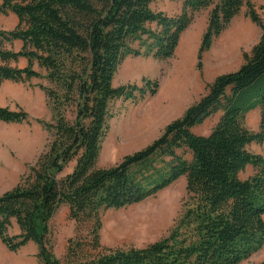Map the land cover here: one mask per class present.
I'll return each mask as SVG.
<instances>
[{
	"label": "trees",
	"instance_id": "trees-1",
	"mask_svg": "<svg viewBox=\"0 0 264 264\" xmlns=\"http://www.w3.org/2000/svg\"><path fill=\"white\" fill-rule=\"evenodd\" d=\"M156 0H3L0 15L18 18L14 30L0 29V84H39L52 122H41L52 141L10 191L0 195V239L18 252L37 246L39 264H241L264 245V155L248 150L264 144L246 116L264 110V24L254 0H178L182 12L153 10ZM212 9L199 59L232 20L246 9L262 29L259 42L236 72L218 76L181 118L166 126L146 148L109 168L98 167L101 145L117 100L137 103L157 94L159 83L114 87L129 57L169 60L194 14ZM20 40V51L6 45ZM138 46L135 48V44ZM27 59L19 68L11 62ZM200 62V61H199ZM35 64L45 74L35 69ZM201 63H198L201 69ZM221 112L208 135L193 129ZM0 122L30 123L25 111L0 107ZM187 149L191 160L179 154ZM72 165V168H70ZM248 166L255 174L243 180ZM185 177L183 209L168 235L144 248L106 247L102 214L140 203ZM61 206L77 224L90 223L88 236L67 241L60 259L52 245V222ZM14 222L17 234H11ZM259 264H264L262 261Z\"/></svg>",
	"mask_w": 264,
	"mask_h": 264
},
{
	"label": "rangeland",
	"instance_id": "rangeland-1",
	"mask_svg": "<svg viewBox=\"0 0 264 264\" xmlns=\"http://www.w3.org/2000/svg\"><path fill=\"white\" fill-rule=\"evenodd\" d=\"M254 5L264 24V0H254ZM152 8L168 16H176L182 12L183 3L178 0H156L152 3ZM211 10L205 9L194 14L193 21L182 34L172 59L157 60L153 57L129 56L120 65L114 77V87L127 84L143 86V79L146 78L157 81L159 88L155 96L137 103L120 99L111 104L113 117L109 120L110 129L101 145L98 167L115 166L125 156L149 146L162 135L167 125L181 118L191 105L206 94L208 85L218 76L236 72L243 65L244 54L251 53L262 35V29L247 16L246 9L232 20L215 39L212 47L203 53L201 60L199 59V50L208 27ZM137 46L136 43L134 47ZM21 48L14 44L6 46L7 50L16 52ZM198 63L202 64L201 69ZM17 65L19 66V63ZM35 69L45 74V70L36 64ZM41 83L49 85L44 79H33L9 88L5 94H2L0 88V107L12 111L21 110L29 114L30 123L0 122V166L8 159L12 161L26 159L29 162L25 164L26 171L22 176L30 165L36 163L52 141L51 133L41 123L52 122L47 99L46 109L43 107L45 94L38 88ZM263 111L262 108H257L247 114L245 125L248 129L259 131ZM220 116V113H217L204 124L195 127L194 133L208 135ZM248 150L264 155V144L252 143ZM179 154L188 160L192 159L187 149L179 150ZM254 174L255 170L249 166L240 177L246 180ZM185 197L186 180L182 177L140 203L104 212L100 232L102 244L106 247L127 249L144 248L159 241L168 235L180 216ZM51 226L53 249L60 259L65 253L67 241L76 236H88L91 227L90 223L77 224L71 220L67 206L60 207ZM18 232L15 224L10 233ZM36 251H38L36 245L27 244L14 254L16 256L14 264H39ZM20 259L22 260L18 261ZM262 261L264 245L241 264H259Z\"/></svg>",
	"mask_w": 264,
	"mask_h": 264
},
{
	"label": "crops",
	"instance_id": "crops-1",
	"mask_svg": "<svg viewBox=\"0 0 264 264\" xmlns=\"http://www.w3.org/2000/svg\"><path fill=\"white\" fill-rule=\"evenodd\" d=\"M2 1L3 0H0V3ZM17 24H18V18L15 14L10 13L9 15H0V29L6 30V31H11V30L15 29ZM12 44L22 47V45H21L22 42L20 40H16ZM8 45H11V44H8ZM17 63H19V66L17 65ZM3 64H5V63H3L2 60L0 59V65H3ZM10 64L14 67L17 66L19 68H25L27 66L28 62H27L26 58H19L18 62H11ZM18 84H21V83H16V82H13L10 80L3 81L2 84H0V88L2 89V94H5L9 88H12V87L14 88ZM40 91H42V90L40 89ZM43 107H44V109H46V96L44 97ZM219 113H220V115H222L221 112H219ZM27 162H29V161H27L26 159H23L22 161L21 160L20 161H12L11 159H8L7 162L3 166H0V187L10 186L8 189L7 188H4V189L0 188V194H3L5 192L9 191L11 188H13L16 184L19 183L22 174L26 171L25 164ZM14 225H15V222H14ZM37 253H38V251H36V254H35L36 256H37ZM14 254H15V252H11L3 244V242L0 239V264H14L16 261V258H15L16 256ZM21 260L22 259H20L18 261H21Z\"/></svg>",
	"mask_w": 264,
	"mask_h": 264
}]
</instances>
